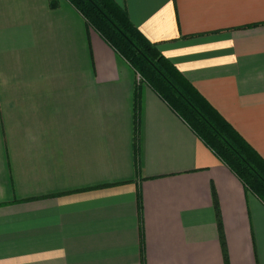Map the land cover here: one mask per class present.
<instances>
[{"label":"crops","instance_id":"crops-1","mask_svg":"<svg viewBox=\"0 0 264 264\" xmlns=\"http://www.w3.org/2000/svg\"><path fill=\"white\" fill-rule=\"evenodd\" d=\"M264 161V0H113ZM0 264H264V203L67 0H0Z\"/></svg>","mask_w":264,"mask_h":264},{"label":"trees","instance_id":"trees-1","mask_svg":"<svg viewBox=\"0 0 264 264\" xmlns=\"http://www.w3.org/2000/svg\"><path fill=\"white\" fill-rule=\"evenodd\" d=\"M264 203V161L113 0H67Z\"/></svg>","mask_w":264,"mask_h":264},{"label":"built area","instance_id":"built-area-1","mask_svg":"<svg viewBox=\"0 0 264 264\" xmlns=\"http://www.w3.org/2000/svg\"><path fill=\"white\" fill-rule=\"evenodd\" d=\"M138 79H139V81H141V76L138 74Z\"/></svg>","mask_w":264,"mask_h":264}]
</instances>
